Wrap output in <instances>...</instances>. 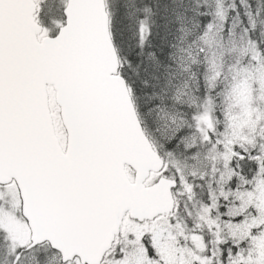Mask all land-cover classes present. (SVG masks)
Masks as SVG:
<instances>
[{"label": "snow or ice", "instance_id": "obj_1", "mask_svg": "<svg viewBox=\"0 0 264 264\" xmlns=\"http://www.w3.org/2000/svg\"><path fill=\"white\" fill-rule=\"evenodd\" d=\"M0 264H264V0H0Z\"/></svg>", "mask_w": 264, "mask_h": 264}]
</instances>
